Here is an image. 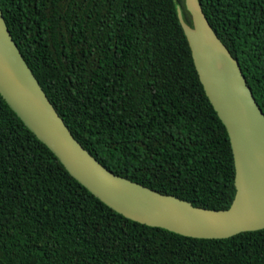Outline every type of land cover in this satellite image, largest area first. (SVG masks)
<instances>
[{
    "label": "trees",
    "instance_id": "trees-1",
    "mask_svg": "<svg viewBox=\"0 0 264 264\" xmlns=\"http://www.w3.org/2000/svg\"><path fill=\"white\" fill-rule=\"evenodd\" d=\"M264 112V0H200ZM75 138L116 175L228 210L236 166L180 22L186 0H0ZM0 264H264V230L185 237L116 212L0 94Z\"/></svg>",
    "mask_w": 264,
    "mask_h": 264
},
{
    "label": "water",
    "instance_id": "water-1",
    "mask_svg": "<svg viewBox=\"0 0 264 264\" xmlns=\"http://www.w3.org/2000/svg\"><path fill=\"white\" fill-rule=\"evenodd\" d=\"M179 18L200 80L230 136L236 197L228 210L194 206L116 175L75 138L15 42L0 6V94L24 124L93 195L135 222L185 237L230 239L264 230V112L242 67L210 24L200 0Z\"/></svg>",
    "mask_w": 264,
    "mask_h": 264
}]
</instances>
